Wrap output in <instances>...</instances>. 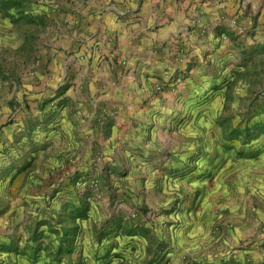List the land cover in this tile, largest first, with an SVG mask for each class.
I'll return each mask as SVG.
<instances>
[{
    "label": "rangeland",
    "instance_id": "1",
    "mask_svg": "<svg viewBox=\"0 0 264 264\" xmlns=\"http://www.w3.org/2000/svg\"><path fill=\"white\" fill-rule=\"evenodd\" d=\"M112 1L0 0V264H264V53L244 48L263 2L210 0L220 20L179 28L188 45L147 71L133 108L97 110L121 131L76 145L56 133L53 51L82 9ZM114 65L112 92L128 71Z\"/></svg>",
    "mask_w": 264,
    "mask_h": 264
},
{
    "label": "crops",
    "instance_id": "2",
    "mask_svg": "<svg viewBox=\"0 0 264 264\" xmlns=\"http://www.w3.org/2000/svg\"><path fill=\"white\" fill-rule=\"evenodd\" d=\"M261 2L264 5V0H257L256 12ZM222 4L210 0H140L120 4L119 0H113L105 11L100 6L82 9L75 21H68V25L75 23V29L72 31L68 27L53 51L58 54L61 81L67 85L61 95L66 105L59 133L56 132L58 138L62 136L77 145L82 138L92 139L99 129L106 130L110 136L121 131L117 122L112 123L110 129H102L106 119L100 120L97 116L100 106L109 104L114 98L118 108H133L135 94L149 84L147 71L164 69L168 56L176 60L188 45L178 36L179 28L188 29L187 26L194 25L195 21L198 25H209L217 19ZM194 29L191 39L196 38L197 29ZM251 45H259V53H264V34L248 38L244 48ZM148 49L155 57L152 68L147 65L150 60L144 56ZM124 60L128 71L122 76L117 91L112 92L107 85L110 68L114 64L119 67ZM54 61L51 59L49 64ZM30 90L37 98L47 91L43 84L30 87ZM71 105L74 111H70ZM132 132L135 134L134 129Z\"/></svg>",
    "mask_w": 264,
    "mask_h": 264
}]
</instances>
